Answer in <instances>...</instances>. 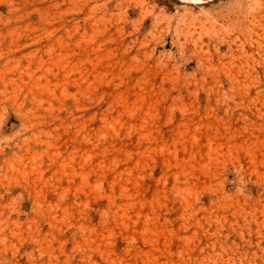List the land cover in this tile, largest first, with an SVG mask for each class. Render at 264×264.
Segmentation results:
<instances>
[{
	"label": "rangeland",
	"instance_id": "rangeland-1",
	"mask_svg": "<svg viewBox=\"0 0 264 264\" xmlns=\"http://www.w3.org/2000/svg\"><path fill=\"white\" fill-rule=\"evenodd\" d=\"M0 264H264V0H0Z\"/></svg>",
	"mask_w": 264,
	"mask_h": 264
}]
</instances>
